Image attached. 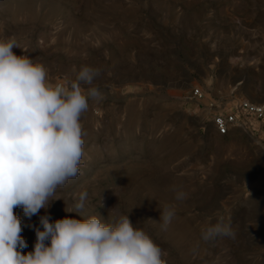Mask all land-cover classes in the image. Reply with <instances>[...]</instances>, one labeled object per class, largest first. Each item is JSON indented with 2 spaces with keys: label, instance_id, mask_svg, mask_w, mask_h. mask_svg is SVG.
<instances>
[{
  "label": "rangeland",
  "instance_id": "obj_1",
  "mask_svg": "<svg viewBox=\"0 0 264 264\" xmlns=\"http://www.w3.org/2000/svg\"><path fill=\"white\" fill-rule=\"evenodd\" d=\"M13 37L24 49L15 54L43 64L54 84L85 65L103 69L94 83L104 98L82 117L81 174L57 189L52 221H107L119 203L124 214L134 207L129 219L166 264H264V135L219 136L209 107L264 101V0H0V39ZM173 186L187 198L176 201ZM84 191V215L66 213ZM164 204L176 206L166 231ZM45 212L14 209L23 254ZM220 218L235 238L203 241Z\"/></svg>",
  "mask_w": 264,
  "mask_h": 264
},
{
  "label": "clouds",
  "instance_id": "obj_2",
  "mask_svg": "<svg viewBox=\"0 0 264 264\" xmlns=\"http://www.w3.org/2000/svg\"><path fill=\"white\" fill-rule=\"evenodd\" d=\"M14 48L22 49L14 37L0 39V264H166L167 251L129 219L134 207L124 214L118 203L107 221L99 214L52 221L47 209L61 200L57 189L81 174L82 117L90 100L104 98L94 83L103 69L85 65L67 84H54L43 64L16 55ZM172 191L176 201L187 198L175 186ZM86 199V191L79 193L73 207L64 211L83 216ZM17 207L28 219L46 210L39 216L40 227L28 225L36 242L27 254L22 253L27 243L14 213ZM158 210L166 231L176 206L164 204ZM235 235L223 218L201 231L203 241Z\"/></svg>",
  "mask_w": 264,
  "mask_h": 264
},
{
  "label": "built area",
  "instance_id": "obj_3",
  "mask_svg": "<svg viewBox=\"0 0 264 264\" xmlns=\"http://www.w3.org/2000/svg\"><path fill=\"white\" fill-rule=\"evenodd\" d=\"M193 95L200 98L202 92L196 88ZM209 107L218 109L212 117V123L219 136L229 134L234 128L243 129L253 137L259 138L264 135V101L253 102L241 99L229 109H222L214 104Z\"/></svg>",
  "mask_w": 264,
  "mask_h": 264
}]
</instances>
